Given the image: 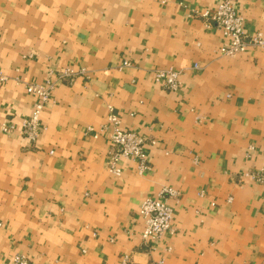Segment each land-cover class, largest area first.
<instances>
[{
	"label": "crops",
	"instance_id": "1",
	"mask_svg": "<svg viewBox=\"0 0 264 264\" xmlns=\"http://www.w3.org/2000/svg\"><path fill=\"white\" fill-rule=\"evenodd\" d=\"M220 1L0 0V125L16 127L0 129V264H264V187L245 175L264 165V46L220 54L228 39L191 12ZM229 1L264 40V0ZM65 67L85 74L55 80L32 143L18 133L37 100L25 84ZM166 67L175 91L153 79ZM108 105L156 140L146 172L85 132ZM162 187L178 192L173 231L144 243L138 208Z\"/></svg>",
	"mask_w": 264,
	"mask_h": 264
},
{
	"label": "built area",
	"instance_id": "2",
	"mask_svg": "<svg viewBox=\"0 0 264 264\" xmlns=\"http://www.w3.org/2000/svg\"><path fill=\"white\" fill-rule=\"evenodd\" d=\"M192 15L202 18L206 26H214L222 32L228 42L219 49L222 55H235L243 52L247 46H264V40L259 34L246 37L244 33V18L240 15L233 3L229 0H221L213 10L196 11L192 10ZM128 61H122L118 67L128 66ZM194 63L192 69H197ZM52 71H50V74ZM154 81L162 88L175 91L179 87V76L181 71L172 67L156 68L151 70ZM85 69L79 67L73 69L65 67L56 73L55 79L49 75L43 83H27L25 89L37 97L33 103L32 110L28 117L21 120L18 133L31 141L36 140L38 128L40 126V113L48 100L54 86L55 80L65 83H72L76 77L83 76ZM6 76L0 72V81ZM0 129L3 133H11L16 127L10 123H2ZM85 132L93 137L104 134L111 145L118 148L117 156L133 160L136 162V169L139 174L148 170V158L145 150L146 145H155L156 140L141 133L129 131L121 126L119 116L108 105L107 115L104 123L98 129L88 125ZM251 148V147H250ZM115 154L110 156L107 169L109 172L120 175L121 167L117 165ZM253 182L264 187V165L254 173H246ZM178 192L171 187H162L156 197H145L139 205L138 213L143 221V229L140 237L145 243L148 239H156L165 232H172V208L167 204V198L176 197ZM168 250V248H167ZM124 262L128 259L124 257ZM9 264H29L28 258L20 253H15ZM150 264H162V260Z\"/></svg>",
	"mask_w": 264,
	"mask_h": 264
}]
</instances>
